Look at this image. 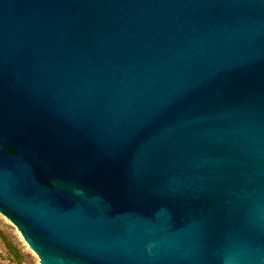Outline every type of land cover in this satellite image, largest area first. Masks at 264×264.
<instances>
[{
	"label": "water",
	"instance_id": "water-1",
	"mask_svg": "<svg viewBox=\"0 0 264 264\" xmlns=\"http://www.w3.org/2000/svg\"><path fill=\"white\" fill-rule=\"evenodd\" d=\"M0 214L39 264H264V0H0Z\"/></svg>",
	"mask_w": 264,
	"mask_h": 264
},
{
	"label": "rangeland",
	"instance_id": "rangeland-1",
	"mask_svg": "<svg viewBox=\"0 0 264 264\" xmlns=\"http://www.w3.org/2000/svg\"><path fill=\"white\" fill-rule=\"evenodd\" d=\"M27 258H35L39 264L15 226L0 214V264H27Z\"/></svg>",
	"mask_w": 264,
	"mask_h": 264
}]
</instances>
